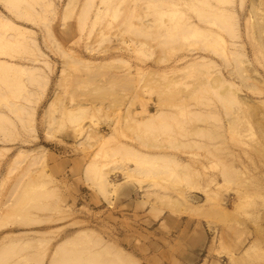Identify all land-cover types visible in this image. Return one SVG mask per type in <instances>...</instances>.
I'll return each instance as SVG.
<instances>
[{
  "label": "rangeland",
  "instance_id": "obj_1",
  "mask_svg": "<svg viewBox=\"0 0 264 264\" xmlns=\"http://www.w3.org/2000/svg\"><path fill=\"white\" fill-rule=\"evenodd\" d=\"M194 215L264 264V0H0V264H169Z\"/></svg>",
  "mask_w": 264,
  "mask_h": 264
},
{
  "label": "crops",
  "instance_id": "obj_2",
  "mask_svg": "<svg viewBox=\"0 0 264 264\" xmlns=\"http://www.w3.org/2000/svg\"><path fill=\"white\" fill-rule=\"evenodd\" d=\"M151 206L148 204H142L140 201H133L127 203L125 208L131 210V212L128 213L130 215L139 213H147L151 215ZM148 220L157 222V220L151 216H149ZM204 223L212 225L214 222H204L203 218L194 215V220H187L184 224L181 219H178L175 216H168L167 221L160 222L158 228L155 227L154 230L156 231H153V233L158 237L156 238L155 236V238L158 240H166V248L172 250L168 258L169 264H221L219 261L221 259L219 257V259L213 258L211 253L226 246L225 244H219V241H221V238L224 237V235L219 231L218 235L214 236L209 242L204 230ZM185 225L186 228L183 230L184 232H180L178 228H181V226L185 227ZM156 232L159 233L156 234ZM185 232H187L189 238L176 243V239L183 236ZM212 242H215L217 245H213ZM203 249H205V252L203 253L204 256H202Z\"/></svg>",
  "mask_w": 264,
  "mask_h": 264
},
{
  "label": "bare ground",
  "instance_id": "obj_3",
  "mask_svg": "<svg viewBox=\"0 0 264 264\" xmlns=\"http://www.w3.org/2000/svg\"><path fill=\"white\" fill-rule=\"evenodd\" d=\"M91 166V165H90ZM89 166V167H90ZM85 178H86V180H91L90 179V174H89V172L88 171H86V173H85ZM92 181V180H91ZM97 186V184H95V187ZM97 189L99 190V192L101 193V194H103V196L105 195V190H104V186H103V183H100V185H98V187H97Z\"/></svg>",
  "mask_w": 264,
  "mask_h": 264
}]
</instances>
